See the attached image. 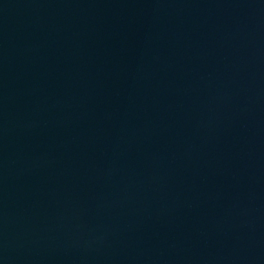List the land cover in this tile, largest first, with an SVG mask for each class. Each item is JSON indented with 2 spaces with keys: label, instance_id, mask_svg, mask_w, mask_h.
<instances>
[{
  "label": "water",
  "instance_id": "1",
  "mask_svg": "<svg viewBox=\"0 0 264 264\" xmlns=\"http://www.w3.org/2000/svg\"><path fill=\"white\" fill-rule=\"evenodd\" d=\"M0 264H264V0H0Z\"/></svg>",
  "mask_w": 264,
  "mask_h": 264
}]
</instances>
